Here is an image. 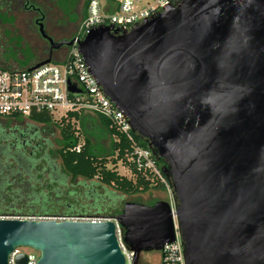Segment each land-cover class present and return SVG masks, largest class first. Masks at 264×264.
<instances>
[{
	"label": "water",
	"instance_id": "obj_1",
	"mask_svg": "<svg viewBox=\"0 0 264 264\" xmlns=\"http://www.w3.org/2000/svg\"><path fill=\"white\" fill-rule=\"evenodd\" d=\"M39 35L51 51L72 44ZM78 50L172 204L126 202L101 222L0 219V264L21 248L36 264H124L115 223L137 264L174 242L173 217L185 264H264V0H181L129 31L92 30Z\"/></svg>",
	"mask_w": 264,
	"mask_h": 264
},
{
	"label": "built area",
	"instance_id": "obj_2",
	"mask_svg": "<svg viewBox=\"0 0 264 264\" xmlns=\"http://www.w3.org/2000/svg\"><path fill=\"white\" fill-rule=\"evenodd\" d=\"M181 0H106L100 5L98 0H89L86 6L85 17L79 22L72 42L67 47L65 55L44 64L34 70L0 68V119L19 116L27 120L31 113H47L53 120L59 121L68 113H82L86 115H99L111 122L115 129L125 137L131 146L132 157L139 166L147 169L159 179L161 184L169 190L164 176L155 167L153 156L149 149L139 146L134 139L126 117L102 93L96 80L90 74L85 61L78 50V44L84 37L100 27H108L117 34L129 31L142 21L150 19L164 11L167 7H176ZM34 66V65H33ZM77 92H70L69 87ZM136 136V135H135ZM78 151V148H76ZM172 204V203H170ZM4 220L28 221H71V222H101L109 220L99 216H4ZM175 240L165 244L158 252L159 264H185L183 247L173 217ZM116 237L122 254L124 264H131L132 253L122 243V230L115 223ZM22 253L14 250L8 257V264H15L14 258ZM26 264H36L38 254L25 253Z\"/></svg>",
	"mask_w": 264,
	"mask_h": 264
},
{
	"label": "trees",
	"instance_id": "obj_3",
	"mask_svg": "<svg viewBox=\"0 0 264 264\" xmlns=\"http://www.w3.org/2000/svg\"><path fill=\"white\" fill-rule=\"evenodd\" d=\"M79 1L52 0L58 10H61L69 17L71 16L69 23L72 25H77L86 14V6L89 0H83L82 10L79 16L73 15L74 9ZM6 15L12 16L13 14H3L0 17V23H2V19ZM34 36L37 37V35ZM37 38L39 39V37ZM39 40L42 42L41 39ZM24 47L27 48L25 45H22V48ZM29 48L33 50L32 48L34 47L30 46ZM47 59L50 62L56 61L51 57L39 58L31 63L29 67L46 61ZM10 67L9 64L0 59L1 69H13ZM29 67L23 69H28ZM87 117L88 115L86 114L70 112L65 118L55 121L47 113L34 112L30 114L27 118L28 121L42 126H54L58 130L59 147L50 149L47 154L43 153L42 155H40V152H33L31 156L25 153L23 154L25 155L23 159L16 156L18 155L16 151L4 150V157L1 158L0 156V177H2V172L4 171L9 172V175H5V177L19 176L21 178L41 179L46 177L49 184L48 197L47 199L35 197L33 198L34 200L8 202L0 207L3 209L0 211V216H99L112 219L121 212L116 211L114 215L110 211L107 213L108 210L103 206V203L99 202L98 198H94L91 204L86 205H78L75 200L68 202L66 195L69 194L68 192L65 193L66 186H68L66 183L67 178L73 183L80 179L82 180V184L96 180L98 185L108 188L115 193L127 196L143 194L150 190H166L165 185L161 184L153 173L139 166L136 159L132 157L130 144L106 118L99 115H92L91 119L106 137L108 141L107 147L93 145L91 139L86 134H84L85 136L83 135V142L81 144L80 134L78 133L80 130L79 127H82ZM9 121L21 122L23 119L19 116L0 119V147H8L11 145L7 136ZM133 137L139 146L147 148L146 144L140 141L137 136L133 135ZM76 148H78V151ZM153 161L155 167L161 173V164L155 158H153ZM118 163L126 167L130 174L129 178L117 173L116 166ZM108 166L111 168H108ZM107 197L113 199L112 192H107ZM10 204L23 209H10Z\"/></svg>",
	"mask_w": 264,
	"mask_h": 264
},
{
	"label": "rangeland",
	"instance_id": "obj_4",
	"mask_svg": "<svg viewBox=\"0 0 264 264\" xmlns=\"http://www.w3.org/2000/svg\"><path fill=\"white\" fill-rule=\"evenodd\" d=\"M100 5H104L106 0H98ZM57 14V24L60 22L65 23L64 27L66 31H68V37L73 36L77 25H70L69 19L71 16H67L61 10H56ZM18 15L12 16H4L2 19V23L0 24V59L7 64H9L10 68H18L23 69L27 65L33 63L39 58H47L46 56L36 57L30 50V46H41L43 43L36 37L26 36L24 33L22 35L21 31H23L24 26L21 21H17ZM60 21V22H58ZM22 40V42H21ZM22 45H25L27 48H22ZM66 51H60L57 54L53 55V59L58 60L65 55ZM92 115H88L87 119H85L82 127H79V137L80 143L83 142V135L86 134L91 141L92 144L99 147H107L108 141L106 137L103 135L101 130L97 127V125L91 119ZM27 122L26 120H23ZM18 124L20 122H9L8 127L14 124ZM38 139L37 143L40 146H49L48 148L55 149L59 147V132L54 126H42L38 125ZM85 136V135H84ZM108 168H111L108 166ZM116 171L119 175L128 177L130 176L126 167L122 166L120 163L116 166ZM65 193L68 192L69 195H66V200L71 202L75 200L78 205H86L91 204L94 198H98L99 202L103 203V206L106 207L111 214H116V211H121L122 206L126 202H134L143 205H152L159 201H164L168 203H172L171 193L168 190L165 191H156L150 190L143 194L138 195H121L119 193H115L108 188H104L97 184L96 180L90 182H84L82 184V180L78 179L76 182H71L69 178L66 179ZM107 192H112L113 199H109L107 197ZM88 197V198H87ZM22 253H30L32 252L30 249L21 248L19 249ZM138 264H159V255L158 252H145L141 253L139 257Z\"/></svg>",
	"mask_w": 264,
	"mask_h": 264
},
{
	"label": "flooded vegetation",
	"instance_id": "obj_5",
	"mask_svg": "<svg viewBox=\"0 0 264 264\" xmlns=\"http://www.w3.org/2000/svg\"><path fill=\"white\" fill-rule=\"evenodd\" d=\"M83 0H80L76 8L74 9L73 15L79 16L82 10ZM57 7L54 6L52 0H0V17L3 14L12 13L13 15H18L17 21H21L24 29L21 31L26 36L37 35L39 39L44 43L43 46H35L32 48V53L36 57L46 56L53 58V55L60 51H67L66 46H62L56 51H51L48 43L43 40L39 35V25H42L43 32L46 36L52 39L54 43L69 41L68 31H66L64 24L60 21L57 24ZM1 24V23H0ZM70 24V23H69ZM72 25V24H70ZM18 69V68H14ZM21 121L12 126H9L8 138L11 144L8 147H0V156H3L4 150L16 151L17 157L23 159L25 158V153L29 156L33 152H40L47 154L51 148L49 146H40L37 143L38 139V124L30 122L28 120ZM12 122V121H9ZM8 122V123H9ZM34 157V156H33ZM9 175L8 171L2 172V177H0V207L4 206L8 202H23L35 197L39 199H47L48 197V179L44 177L41 178H21L16 177H5ZM34 200V199H33ZM10 209H23L18 206L9 205ZM3 210L0 208V211ZM93 215V214H88ZM159 255V254H158ZM160 258V255H159ZM139 263V261H138ZM137 263V264H138Z\"/></svg>",
	"mask_w": 264,
	"mask_h": 264
},
{
	"label": "crops",
	"instance_id": "obj_6",
	"mask_svg": "<svg viewBox=\"0 0 264 264\" xmlns=\"http://www.w3.org/2000/svg\"><path fill=\"white\" fill-rule=\"evenodd\" d=\"M29 66H30V64H29V65H27V66H26V68H27V67H29ZM24 68H25V67H24Z\"/></svg>",
	"mask_w": 264,
	"mask_h": 264
}]
</instances>
